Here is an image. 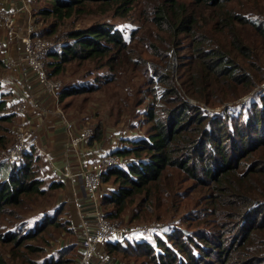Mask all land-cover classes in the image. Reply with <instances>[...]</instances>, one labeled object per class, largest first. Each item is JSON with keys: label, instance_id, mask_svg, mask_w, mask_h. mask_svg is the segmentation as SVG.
Wrapping results in <instances>:
<instances>
[{"label": "trees", "instance_id": "16d2710c", "mask_svg": "<svg viewBox=\"0 0 264 264\" xmlns=\"http://www.w3.org/2000/svg\"><path fill=\"white\" fill-rule=\"evenodd\" d=\"M44 1L47 5L36 12L38 20L52 18L54 28L73 14L84 12L90 2L101 3L102 12L114 10L120 17L140 2L144 21L156 29L149 31V36H140L139 26L129 37L107 22L70 30L58 48L56 44L46 52L54 74L63 72L72 61H95L101 62L98 70L104 65L109 68L108 73L99 72L96 79L102 84L110 83L117 76L121 60L133 62L138 55L139 59L136 48L140 42L152 46L154 55L163 62L174 49L179 55L177 71L170 70V64L164 66L165 71L153 67L148 81L158 80L161 97L156 103L154 95L144 113L151 129L117 150L130 162L104 169L102 181L114 186L101 201L105 216L113 219L134 205L140 195L151 205L155 187L165 182L167 169L172 167L200 186L195 191L204 193L202 207L186 218L193 223L189 228L174 226L164 234L154 233L151 242L136 235L107 242L109 253L137 255L151 264H264V61L257 42L248 44L238 29L250 26L264 40V15L237 11L228 5L234 0ZM213 6L220 7L218 21L213 25L223 26L226 43L201 23L200 15ZM181 33L189 40L188 54L178 48ZM132 51L135 56L129 57ZM100 85L64 88L60 98ZM245 94H252V100L241 99ZM6 103L0 100V111ZM9 119L7 115L0 121ZM96 133H100L97 139H102L103 133ZM36 149L32 144L18 161L12 164L5 160L0 166V217L7 216L11 207L20 206L25 196L45 192L35 170L39 157ZM44 219L32 229H10L0 234V241L19 246L34 240L50 225H60L57 215ZM76 245L62 248L57 257L32 264H77L76 255H66ZM25 246L30 252L40 250L32 244ZM0 264H9L1 251Z\"/></svg>", "mask_w": 264, "mask_h": 264}, {"label": "rangeland", "instance_id": "374dc122", "mask_svg": "<svg viewBox=\"0 0 264 264\" xmlns=\"http://www.w3.org/2000/svg\"><path fill=\"white\" fill-rule=\"evenodd\" d=\"M26 1L27 9L21 10L20 8L24 4L23 0H0V84L1 92H3V95H0V100L4 99L7 102L6 108L0 111V119L7 115L11 116L9 120L0 121V166L5 163V160L10 163L9 150L17 143L18 136L21 135L22 138L23 134L26 135V133H20V129L23 127V130L29 133L25 139L26 148L32 144L38 148L35 153L39 156L35 170L37 176L42 180L41 187L45 192L25 196L20 206L11 207L6 212L7 216L2 215L0 217V234L7 233L14 228L32 229L43 222L45 217L54 215H57L60 225H50L34 240L26 242L39 247L40 250L36 249L37 251L30 252L25 246L26 243L17 246L14 243L0 241V251L9 264H32L33 261L41 263L51 256L57 257L62 248L68 247L70 244H77L66 255H70L72 258L76 255L79 258L78 263L82 264L85 260V251H83L85 249L83 244L85 230L79 224L84 217L89 224H92V226L88 225L89 232L97 229V221L95 222L93 216V210L97 208V205L86 197L81 181V185H78L80 174L89 170L90 162L98 158L104 159L100 158L103 156H107L106 159H109V156H115V159H118V164L127 165L130 162L129 157H122L116 152L130 145L131 140L148 133L151 125L145 121L146 107L152 102L154 95H156V103H159L161 97L160 86L157 85L158 80L153 78V82L150 83L148 77L152 76L153 67L157 66L165 71L164 66L170 64L171 67L174 62H176L177 71L180 59L178 52L176 53L174 49V53L170 54L167 62L158 60V57L153 53V47L140 42L136 48L140 53L139 59H136L139 55L135 56L132 51L129 57L134 55L135 61L121 60L117 66V76L110 83L102 84V81L96 79L101 74L99 72L108 73L109 68L104 65L100 71L98 66H101V62L96 63L95 61L83 63L72 61L65 65L63 72L54 74L53 68L49 65L51 59L49 55H46V52L56 47V44L58 48L70 30L84 29L94 24L107 22L112 23L125 36L129 37L139 26L140 33L138 35L140 36L145 34L149 36V31H156V29L151 23L144 21L143 7L140 2L124 17L116 16L114 10L102 12L101 3L90 2L84 12L73 14L61 21L57 28H54V19L40 18L38 20L39 15L36 13L41 6L47 5V1ZM228 5L251 16L260 15L263 17L264 15V0H234ZM10 10L15 11L14 14L11 13L15 24L12 38L6 29L10 19L5 13ZM204 12V15H200L201 23L210 30L211 35H215L223 43H226V36L223 35L224 32L221 29L223 26L214 27L220 15V7H208ZM238 29L244 34L248 44L257 42L259 55L264 61V40L250 26H238ZM23 37L32 42L36 40V47L24 44ZM179 38L178 48H181L184 54H188L190 51L188 38L183 33L179 35ZM39 40L43 42L42 49L47 43L46 52L44 54L37 53L36 59L44 71L46 82L50 84L57 81L62 85V90L82 84L100 85L101 83V85L94 90L66 96L62 100L59 97L58 101L49 85L41 82L34 70L35 67L29 62L30 57L34 58L32 52L38 50ZM170 70L173 71V68L171 67ZM153 87H156L155 91H153ZM252 98V94H245L241 99L250 101ZM241 99L234 102H240ZM20 105L22 110L17 109ZM31 108L34 110L32 114L29 110ZM245 108L248 109L249 106ZM28 116H30L29 119L33 117L32 122L31 120L27 121ZM51 116L61 119L66 131L70 132V136L84 127L93 130L92 137L83 141L79 148L73 151L76 156L74 162L63 161L64 158H60L63 153H72L67 147L68 144L61 152L51 149L53 147L52 139H47V137L50 134L53 136L52 132L56 131L50 123L52 120L53 122L57 120ZM98 131L103 133L102 139H97L96 136L100 134L96 133ZM40 134L46 135L44 141L38 138ZM5 144L7 146H4ZM107 166H103L101 169V176ZM66 167L71 168L72 176L65 175ZM167 170V174L164 176L165 182L155 187L154 200L151 205L145 203L143 195H140L134 205H130L121 216L114 219L106 217L107 220L117 225L118 228L135 225L151 226L154 222L163 224L160 227L161 230L154 232L151 231L152 228L149 231H138L140 236H144L143 239L149 241L154 240V233L164 234L166 231H171L174 226L179 228L192 226L193 223L186 218L192 211L202 207L201 197L204 193L202 190L195 191L197 187L201 189L200 186H196L195 181L186 174L172 167ZM101 176L98 207L105 212L101 199L103 195L110 192V188L114 185L111 182L104 183ZM57 182H61L59 186H51L52 183ZM135 235L138 236L137 232ZM106 243L96 244V252L107 251L104 247ZM109 255L108 261L106 258H101V254L94 255L91 262L92 264H151L148 260L137 255L122 253L114 255L109 253Z\"/></svg>", "mask_w": 264, "mask_h": 264}, {"label": "built area", "instance_id": "2783aa9c", "mask_svg": "<svg viewBox=\"0 0 264 264\" xmlns=\"http://www.w3.org/2000/svg\"><path fill=\"white\" fill-rule=\"evenodd\" d=\"M24 4L23 7H21L20 9L22 10L23 8L27 9L28 3L26 0H23ZM15 11L10 10L8 12H6L5 14H7V18L10 19V21L7 23L6 25V29H7V33L10 36V38H12V35L14 33L15 30V24H14V20L11 18V13L14 14ZM12 14V15H13ZM15 19V18H14ZM30 20H29V24H30ZM22 42L24 44H27L28 46H34L37 45L36 40H34L33 42L30 41L29 39L23 37L22 38ZM46 45L45 44L44 48L42 49L43 46V42H41L39 40L38 42V50H34L32 53L34 54V58L30 57V64L32 66L35 67V71L37 72L39 79L41 80V82L46 83L49 85L50 90L54 92L55 98L59 101V97H60V92L62 89V85L59 82H51L49 84V82L45 81V74L44 71L40 68L39 64L36 62L37 59V53H45L46 52ZM29 51V50H28ZM52 94V96H54ZM25 105V103H23ZM17 109L22 110V106L20 105L19 107H17ZM20 133H26V135H21L18 136V141L16 144H14V146L12 147L11 150H9L10 155H9V159H10V163H14L16 162V160L18 158H21L24 149H26L27 145L25 144V139L28 136V132L23 130V127L20 129ZM93 135V130L91 128L88 127H84L82 129H80L77 133L73 134L70 136L71 140L68 142L67 147L73 152L76 149L79 148L80 144L83 141H86L88 139H90ZM105 157L107 156H103L100 158H104V159H97L95 161L90 162V166H89V170H86L83 172V174H80V181L81 184L83 186V188L85 189V194L87 195L86 197L89 198V200L95 202V204L97 205V208L95 210H93V216L95 219V222L97 221V229L96 230H92L91 232H89L88 229V225L92 226V224H89L86 219L83 217L80 221L79 226L85 230V238L83 239V244H84V263L82 264H92L91 262V258L94 255H99L101 254V258H106L107 261L110 259V255H109V251H102V252H96V244H102L104 242H117V241H121L123 239H125L128 236H133L135 235V233L137 232V235L140 236V233L138 232L139 230H148L150 228L151 231H157L160 230L161 225L159 222H154L151 224V226H142V225H135L133 227H121L118 228L117 225H115L114 223H110L104 212L98 207V198H99V183H100V176H101V169L103 168V166L106 165H113V164H118V159H115V156H109V159H106ZM118 158V157H117ZM113 163V164H111ZM67 172H65L66 176H72L70 174L71 168L70 167H66ZM100 169V170H99ZM99 171V172H98ZM68 174V175H67ZM148 228V229H147ZM105 250L106 248V244L104 245ZM104 252V253H103ZM79 264V263H78ZM105 264H109V263H105Z\"/></svg>", "mask_w": 264, "mask_h": 264}, {"label": "crops", "instance_id": "0c3cea01", "mask_svg": "<svg viewBox=\"0 0 264 264\" xmlns=\"http://www.w3.org/2000/svg\"><path fill=\"white\" fill-rule=\"evenodd\" d=\"M25 99H27L28 100V98H25ZM23 100V99H22ZM30 110V114H32L33 113V109L31 108V109H29ZM29 117L30 116H28L27 117V121L29 122L30 120H31V122L33 121V117H32V119H29ZM52 118H55V119H57V120H59L56 116H51ZM57 120H55L54 122H53V120L51 121V123H50V125H53L54 126V128H55V132H52V130H51V132L53 133V136H51V134L47 137V139H52L51 140V143L53 144V147L51 148V149H53V150H58L59 152H61V151H64V149L66 148V145L68 144V142H69V139H70V132H67L66 131V128H65V126L62 124V121H61V119L59 120V121H57ZM50 125H48V126H50ZM70 131V130H69ZM45 137H46V135H44V134H40L39 136H38V138L39 139H41L42 141H44V139H45ZM43 149V148H42ZM57 151V152H58ZM84 151V150H83ZM72 152V151H71ZM47 153H48V150H47ZM83 153V152H82ZM75 153L74 152H72V153H67V154H65V153H63V155L61 154L60 155V158H64V159H62L63 161L64 160H66V161H68V162H70V160L71 161H75V155H74ZM59 160H61V159H59ZM73 161V162H74ZM67 162V163H68ZM78 181H79V186L81 185L80 184V180L78 179ZM73 182H74V180H73ZM81 188H82V186H81ZM111 188H113V187H111ZM110 188V189H111ZM80 206H81V204H80Z\"/></svg>", "mask_w": 264, "mask_h": 264}, {"label": "water", "instance_id": "95a60500", "mask_svg": "<svg viewBox=\"0 0 264 264\" xmlns=\"http://www.w3.org/2000/svg\"><path fill=\"white\" fill-rule=\"evenodd\" d=\"M176 58V56H175ZM173 68L174 71H176V62H174V64L171 66Z\"/></svg>", "mask_w": 264, "mask_h": 264}, {"label": "bare ground", "instance_id": "6f19581e", "mask_svg": "<svg viewBox=\"0 0 264 264\" xmlns=\"http://www.w3.org/2000/svg\"><path fill=\"white\" fill-rule=\"evenodd\" d=\"M62 90V89H61ZM59 104V103H58ZM15 163V162H14ZM13 164V163H12ZM84 250V249H83Z\"/></svg>", "mask_w": 264, "mask_h": 264}]
</instances>
